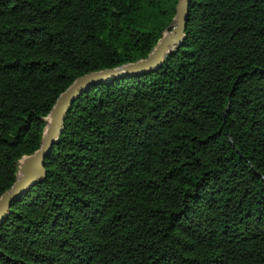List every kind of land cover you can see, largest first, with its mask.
Returning <instances> with one entry per match:
<instances>
[{
	"label": "trees",
	"instance_id": "1",
	"mask_svg": "<svg viewBox=\"0 0 264 264\" xmlns=\"http://www.w3.org/2000/svg\"><path fill=\"white\" fill-rule=\"evenodd\" d=\"M181 0H0V198L79 78L145 60ZM158 69L93 81L0 221V264H264V0H192Z\"/></svg>",
	"mask_w": 264,
	"mask_h": 264
},
{
	"label": "water",
	"instance_id": "2",
	"mask_svg": "<svg viewBox=\"0 0 264 264\" xmlns=\"http://www.w3.org/2000/svg\"><path fill=\"white\" fill-rule=\"evenodd\" d=\"M191 1L181 0L172 30L164 34L147 59L120 68L108 69L81 77L60 96L50 115L45 119L47 126L44 131L41 148L35 154L24 158L25 163L21 170L22 176L0 198V221L8 214L12 203L22 196L25 190L45 178L44 163L46 156L54 149L56 142L63 133L64 122L75 98L81 96L84 93V89L88 88V85L93 81H111L128 73L160 68L166 57L177 50L186 37L185 32L190 19L189 7Z\"/></svg>",
	"mask_w": 264,
	"mask_h": 264
},
{
	"label": "rangeland",
	"instance_id": "3",
	"mask_svg": "<svg viewBox=\"0 0 264 264\" xmlns=\"http://www.w3.org/2000/svg\"><path fill=\"white\" fill-rule=\"evenodd\" d=\"M25 163V159L21 160L20 163H19V174H18V178H20L22 176V166L24 165Z\"/></svg>",
	"mask_w": 264,
	"mask_h": 264
}]
</instances>
